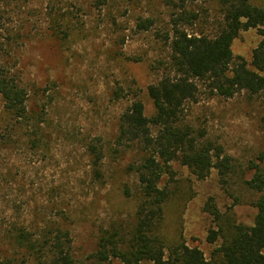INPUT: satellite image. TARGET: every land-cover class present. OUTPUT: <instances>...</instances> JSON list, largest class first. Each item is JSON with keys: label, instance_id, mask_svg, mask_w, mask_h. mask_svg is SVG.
<instances>
[{"label": "rangeland", "instance_id": "obj_1", "mask_svg": "<svg viewBox=\"0 0 264 264\" xmlns=\"http://www.w3.org/2000/svg\"><path fill=\"white\" fill-rule=\"evenodd\" d=\"M181 0H7L8 24L19 35L12 64L29 93L28 109L43 119L36 145L25 128L13 129L0 95V258L39 264L14 240L18 228L41 232L60 223L71 232L75 256L97 249L100 231L134 215L136 176L129 169L140 155L117 150L120 114L135 100L154 114L147 88L157 83L169 61L172 14ZM264 8V0H253ZM196 15L181 29L214 37L224 24L221 0H187ZM150 19L149 30L138 27ZM262 40L258 29L242 31L233 43L236 61L252 63ZM164 63V66L161 64ZM197 100L187 103L186 125L221 145L234 173L223 184L212 170L205 179L180 162L165 178L170 199L162 235L170 244L199 248L210 260L221 244L207 241L217 225L205 205L214 198L223 222L253 226L258 193L246 181L264 152V99L243 92L231 99L209 93L197 82ZM123 89V98L115 92ZM101 139L106 156L103 177L93 178L87 144ZM130 189V195L125 191ZM32 228V229H31Z\"/></svg>", "mask_w": 264, "mask_h": 264}, {"label": "trees", "instance_id": "obj_2", "mask_svg": "<svg viewBox=\"0 0 264 264\" xmlns=\"http://www.w3.org/2000/svg\"><path fill=\"white\" fill-rule=\"evenodd\" d=\"M194 2L195 0H189ZM187 0L176 5L172 14L169 61L160 80L147 88L154 114L148 118L145 104L135 100L118 119L115 145L119 150H132L140 155L137 164L129 169L136 176L134 196L136 206L129 222H114L100 231L97 249L85 261L73 251L71 232L59 222L41 232L18 228L14 240L29 257L39 264H264V152L259 164L252 163L253 173L246 181L258 197L254 225L249 227L235 221L223 222L214 198L205 210L217 225L208 232L207 241L221 244L208 260L203 251L186 243L170 244L162 235L165 206L170 199L165 178L172 172V163L180 162L198 179H205L216 170L223 184L234 173L233 159L221 145L207 142L203 133L186 125L183 115L187 103L197 100L201 82L212 95L231 99L243 92L264 99V8L253 0H221L224 24L214 37L190 35L181 29L183 22L192 23L196 15L186 11ZM7 0H0V95L5 112L14 122L13 129L25 128L36 145L43 119L35 120L28 109L29 93L12 64L19 35L9 27L12 14ZM153 21L138 24L149 30ZM258 29L262 40L253 52L249 65L244 59L235 60L233 43L242 31ZM164 66V63L161 64ZM123 98V89L115 92ZM264 130V115L262 116ZM93 178L103 177L102 165L106 156L101 139L86 147ZM130 195V189L125 190ZM32 229V228H31ZM0 264H17L0 258Z\"/></svg>", "mask_w": 264, "mask_h": 264}]
</instances>
